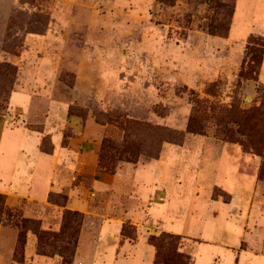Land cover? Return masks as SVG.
<instances>
[{
    "label": "rangeland",
    "instance_id": "374dc122",
    "mask_svg": "<svg viewBox=\"0 0 264 264\" xmlns=\"http://www.w3.org/2000/svg\"><path fill=\"white\" fill-rule=\"evenodd\" d=\"M263 51L264 0H0V264H264Z\"/></svg>",
    "mask_w": 264,
    "mask_h": 264
},
{
    "label": "trees",
    "instance_id": "16d2710c",
    "mask_svg": "<svg viewBox=\"0 0 264 264\" xmlns=\"http://www.w3.org/2000/svg\"><path fill=\"white\" fill-rule=\"evenodd\" d=\"M209 30L212 31L211 29H209ZM251 62L254 63V66H252L253 71H255L254 80H258L259 69H260L261 63H262V55L260 58H257L256 55H251ZM249 77L252 78L251 76H248V78ZM261 106H263V103L261 104ZM254 112L255 111H253V110H249V111L239 110V114L243 115L244 117H248V116L254 114ZM257 118L259 119V121L264 123V110L263 109H259V111L257 112ZM219 123H220V127L217 130L218 133L220 135H225L227 137L232 136V130L230 129V127H227L226 123H224L223 121H220ZM192 131H195V130H192ZM257 136H258L257 142L253 141L250 138H247L246 140L242 141V145L246 148L254 149L255 151H258L260 147L263 149V147H264V128H263V130H261L257 134ZM262 153H264V152L263 151L258 152V154H262ZM261 176H262V169H260V171H259V177H261ZM2 204H3V196L0 194V208H2ZM68 213H70V212L68 211ZM73 214H77V213L74 212ZM30 223H34V222L31 221ZM21 226H23V225L21 224ZM48 236L49 235L46 232L38 231V238H40L41 240H43V239L45 240ZM174 238H176V237H174ZM177 238H178V236H177ZM150 241L158 249L157 255H156V260H155L157 264H173L174 263L172 259L175 258L176 253L163 254V252H161V243L157 240V238L153 236L150 238ZM24 242H25L24 241V235L20 232L18 235V241H17V245L15 248V255H16V258L18 260H21L23 257V244H24ZM76 242L77 241L75 238V234L73 232L70 235V239L68 240L67 245L59 251V253L63 257L62 264H71L73 252H74V247L76 246ZM167 244H169V243H167Z\"/></svg>",
    "mask_w": 264,
    "mask_h": 264
},
{
    "label": "crops",
    "instance_id": "0c3cea01",
    "mask_svg": "<svg viewBox=\"0 0 264 264\" xmlns=\"http://www.w3.org/2000/svg\"><path fill=\"white\" fill-rule=\"evenodd\" d=\"M245 36V34L244 35H242V36H240V35H237L236 37H240V38H243ZM264 75V51H263V56H262V63H261V67H260V70H259V78L261 79V77ZM24 167L23 168H21V170L20 171H16V172H14V174H13V178L12 179H14V180H16V183H18V184H20L19 182L20 181H22L23 179V181H25V182H27V181H30V178H28V176H29V173H28V175H26L27 174V172H28V169H27V167H28V165H27V163L25 162L24 163V165H23ZM31 167V166H30ZM12 169V168H11ZM4 175V174H6V171H5V169H3V167L1 168V174L0 175ZM3 179H4V177H2ZM26 184V183H25ZM15 185V184H14ZM16 186V185H15ZM23 186H25V187H23ZM17 187H20V190H21V193H23V194H25V195H29L30 197H35L37 200H43L44 198H45V190L44 191H42L41 190V192H35V190H32L31 188H28L27 187V184L26 185H21V186H18L17 185ZM23 187V188H22ZM13 188V187H12ZM68 207H70V208H76L77 206H76V204L73 202V199H72V197H70L69 198V201H68ZM262 222V224H264V220H263V218L261 219V221H260V223ZM108 230V229H107ZM107 230L105 231V234H106V232H107ZM81 240H82V238H81ZM241 250H246V249H241ZM254 253V252H253ZM254 254H258V253H254ZM260 255H262V254H260ZM5 255H3V254H1L0 253V261H5L4 259H5V257H4ZM2 257V258H1ZM88 258H84V259H81V260H79L78 261V258H77V256H76V262H75V264H85L86 263V260H87ZM238 259V257L236 258V260ZM217 261H218V259H215V263L214 264H216L217 263ZM144 264H152V254H151V256L150 257H148L147 258V260H146V262H144Z\"/></svg>",
    "mask_w": 264,
    "mask_h": 264
}]
</instances>
